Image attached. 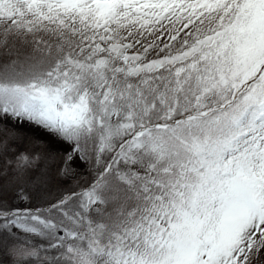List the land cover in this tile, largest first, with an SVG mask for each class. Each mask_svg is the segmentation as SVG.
Listing matches in <instances>:
<instances>
[{
	"label": "snow or ice",
	"instance_id": "snow-or-ice-1",
	"mask_svg": "<svg viewBox=\"0 0 264 264\" xmlns=\"http://www.w3.org/2000/svg\"><path fill=\"white\" fill-rule=\"evenodd\" d=\"M0 264H264V0H0Z\"/></svg>",
	"mask_w": 264,
	"mask_h": 264
}]
</instances>
